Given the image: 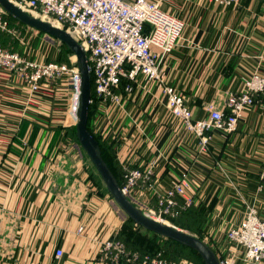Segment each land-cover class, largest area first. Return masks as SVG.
<instances>
[{"label":"crops","instance_id":"0c3cea01","mask_svg":"<svg viewBox=\"0 0 264 264\" xmlns=\"http://www.w3.org/2000/svg\"><path fill=\"white\" fill-rule=\"evenodd\" d=\"M159 3L184 21L182 37L163 57V78L185 95L195 117L208 116L207 103L223 107L252 72L264 76V0ZM118 90L123 109L114 111L113 127L120 140L106 141L120 177L122 164L142 168L155 160L154 187L133 190L155 207V190L185 174L196 185L192 204L208 209L203 240L225 254L233 244L226 230L249 207L264 220V93L244 109L236 130H209L202 148L168 111L159 84ZM27 94L24 81L0 69V264H111L100 257L102 241L118 239L124 216L103 187L90 185L91 166L75 153L66 110L54 111L55 96ZM56 248L63 251L59 257Z\"/></svg>","mask_w":264,"mask_h":264},{"label":"built area","instance_id":"2783aa9c","mask_svg":"<svg viewBox=\"0 0 264 264\" xmlns=\"http://www.w3.org/2000/svg\"><path fill=\"white\" fill-rule=\"evenodd\" d=\"M11 1L34 16L57 24L80 43L86 53L91 75L93 96L91 95L89 104L97 103L91 115L90 127L104 140L113 139L115 143L120 140L114 132L113 113L117 109H123L122 92L118 90L122 79L125 80V93H131L136 84L143 89H148L155 83L159 84L168 111L181 121L186 130L199 138L202 148L206 147L208 142L209 130H236L244 109L254 103L257 93H264V76L254 71L245 80L244 90L226 96L223 107L207 103L203 107L208 116L195 117L185 95L173 86L165 84L163 78V57L182 37L184 21L163 10L159 0ZM213 1L228 5L237 0ZM4 14L0 8V36L5 31L11 32L7 29L8 21ZM43 35V40L48 44L46 37L55 41L54 37L46 33ZM56 42L59 43V40ZM1 68L15 73V76L27 82L34 92L38 90L42 78L56 82L66 76L69 90L65 94V120L74 125L80 84L74 58H71L70 64L58 63L55 60L39 63L15 50L3 47L0 40ZM50 92V96H57V88L51 89ZM74 147L78 150L77 156L82 157L83 150L77 142ZM154 162L155 160H150L142 168L122 164L123 183L120 187L146 214L170 223L168 220L176 216L180 209L192 204L196 185L184 174L161 192L154 189L155 207H148L138 199L139 193L133 196V190L140 184L154 187ZM259 178L261 184H264V169L260 171ZM225 235L233 244L225 254L216 253L219 264H264V220L254 207H249L243 219L229 227ZM62 252L61 248H56L55 256L59 257ZM100 257L109 260L111 264H185L172 262L160 253L139 254L131 251L121 240L114 237L102 243Z\"/></svg>","mask_w":264,"mask_h":264},{"label":"water","instance_id":"95a60500","mask_svg":"<svg viewBox=\"0 0 264 264\" xmlns=\"http://www.w3.org/2000/svg\"><path fill=\"white\" fill-rule=\"evenodd\" d=\"M0 8L16 21L58 39L73 54L75 65L80 75L76 121L74 123L76 141L89 158L107 192L111 195L112 201L122 214L148 231L192 248L201 257L204 264H219L216 252L207 242L176 225L160 221L146 214L122 192L116 176L102 156L98 140L87 127L88 108L91 98V75L88 69L86 53L80 43L63 28L34 16L11 0H0Z\"/></svg>","mask_w":264,"mask_h":264},{"label":"trees","instance_id":"16d2710c","mask_svg":"<svg viewBox=\"0 0 264 264\" xmlns=\"http://www.w3.org/2000/svg\"><path fill=\"white\" fill-rule=\"evenodd\" d=\"M4 17L7 19L9 26H11L13 22L18 23L21 26H26L23 23L16 21L13 17L7 14H4ZM39 33L43 34V32L41 31H39ZM4 34H7V33H4ZM71 54L72 53L63 45L62 55L58 61H61L63 58L64 61L62 62L70 64V60L67 56ZM124 83H125V80L122 79L120 86L122 87ZM91 95L93 96V91H91ZM96 105H97L96 102L89 104L87 127L90 130V132L95 136V138L98 140L104 160L106 161L111 171L116 176L119 184L121 185L123 183V179L120 177L119 167L115 161L114 150L112 148L111 143H108L106 140L100 138V136L97 135L95 132H93V130L90 127L91 115ZM67 136L69 139H71V141L77 142L76 137H75V126L74 125H71L69 128H67ZM83 154L86 157V159L89 161L91 168H92L89 170L90 180L97 187L99 186L103 187V189L107 192L98 173L96 172L95 168L93 167L92 163L90 162L89 158L87 157L84 151H83ZM207 210L208 209L200 203L197 205L192 204L183 209H180L179 213L176 216L170 218V221L174 225L182 228L183 230H188L190 233L196 235L197 237L203 240L202 226L206 220ZM124 217L125 218L123 219L122 225L116 237L123 241L127 249L131 251H137L140 254H145V253L156 254L158 253V251H161L167 257H172V256L176 257L178 254L180 255L188 254L194 259L195 264H204L201 257L192 248L185 246L183 244H180L179 242L175 240L165 238L159 234L148 231L142 228L141 226L135 224L129 217L127 216H124ZM146 244L147 245L151 244L153 246L152 247L153 250H147Z\"/></svg>","mask_w":264,"mask_h":264},{"label":"rangeland","instance_id":"374dc122","mask_svg":"<svg viewBox=\"0 0 264 264\" xmlns=\"http://www.w3.org/2000/svg\"><path fill=\"white\" fill-rule=\"evenodd\" d=\"M7 29H10L11 32L5 31L4 33H7V34L2 33L0 36V40H3V47H5L7 49L15 50L18 53L24 55L25 57H28L32 60L39 62V63H45V62H48L51 60H53V61L55 60L58 63H65V62H62V61H64L63 58L61 61H58L62 55V46L64 45L60 41H59V43H57L56 41H58V39L54 38L55 41H53L52 39H48L46 37V39L49 42V44H48L47 42H45L43 40V37L45 35H43L42 33H39L38 30L27 27V26H21L15 22H13L11 26H9V24H8ZM50 43H52L54 45H50ZM67 57L69 58V60H71V58H74V56L72 54L67 56ZM65 79H66V76H62L61 78H59L55 82V81L50 80V79H43L42 78L39 81V85L37 88L38 90L35 92L31 91V88L29 87L28 83L24 81L25 86L28 89V94H27L28 99H30L32 96H34V97H40L43 95L50 96V94H51L50 90L57 88V92H56L57 96L54 98L56 100L57 107L54 111L58 112V111H63L62 109L65 110L66 109L65 108L66 107L65 94L69 90V88H68L69 85L65 81ZM63 99H64L65 103L63 102ZM52 119L55 120V122L58 120L59 123H61V122L63 123V120H61V118H59L57 116H53ZM74 150H75V153L78 151L75 147H74ZM84 160L89 162L86 159V157ZM88 164H90V163H88ZM90 169H92V168H90ZM87 176L89 177V174ZM89 182H90V185L92 187H95V189L98 188L90 180V178H89ZM147 206L150 207L149 205H147ZM124 218H122V220ZM168 222L172 223L170 220H168ZM186 231H188V230H186ZM110 238H113V237H110ZM110 238L105 239L104 241H102V243L105 242L106 240L110 239ZM203 239H207V236L205 234H203ZM146 246H147V250H153L152 249L153 246L151 244H148V245L146 244ZM158 253H160L161 256L165 257L166 259H168L172 262H181V263H185V264H195L194 259L191 256H189L188 254H182V255L178 254L176 257H173V256L167 257L161 251H158Z\"/></svg>","mask_w":264,"mask_h":264},{"label":"bare ground","instance_id":"6f19581e","mask_svg":"<svg viewBox=\"0 0 264 264\" xmlns=\"http://www.w3.org/2000/svg\"><path fill=\"white\" fill-rule=\"evenodd\" d=\"M52 24H54V25H56V26H57V24H55V23H52Z\"/></svg>","mask_w":264,"mask_h":264}]
</instances>
